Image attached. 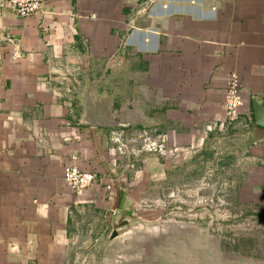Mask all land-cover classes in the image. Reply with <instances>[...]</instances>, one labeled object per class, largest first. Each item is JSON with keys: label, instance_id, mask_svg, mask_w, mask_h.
Listing matches in <instances>:
<instances>
[{"label": "crops", "instance_id": "crops-1", "mask_svg": "<svg viewBox=\"0 0 264 264\" xmlns=\"http://www.w3.org/2000/svg\"><path fill=\"white\" fill-rule=\"evenodd\" d=\"M132 55L166 96L152 100L175 103L172 117L180 106L220 129L230 73L242 80L247 110L264 98V0H46L27 19L0 0V264H73L80 247L106 250L100 238L114 222L103 193L81 205L64 182L72 156L108 178L109 135L80 126L75 72L83 58L93 74L99 59L107 71ZM249 179L264 211V166ZM89 220L101 232L94 245L78 236Z\"/></svg>", "mask_w": 264, "mask_h": 264}, {"label": "rangeland", "instance_id": "rangeland-1", "mask_svg": "<svg viewBox=\"0 0 264 264\" xmlns=\"http://www.w3.org/2000/svg\"><path fill=\"white\" fill-rule=\"evenodd\" d=\"M81 61L73 95L79 120L90 115V87L92 105L105 120L153 126L102 128L109 135L103 182L114 185L123 211L111 216L114 228L100 241L109 240L106 250L80 247L84 254L73 264H264V211L249 179L252 166H264V141L251 114L209 131L211 125L183 116L180 106L172 117L174 102L153 101L162 93L152 89L148 72L135 68L133 55L112 59L107 71L99 59L94 75L86 58ZM116 137L127 146L118 164L109 158ZM89 222L80 223L78 236L94 245L101 232Z\"/></svg>", "mask_w": 264, "mask_h": 264}, {"label": "built area", "instance_id": "built-area-1", "mask_svg": "<svg viewBox=\"0 0 264 264\" xmlns=\"http://www.w3.org/2000/svg\"><path fill=\"white\" fill-rule=\"evenodd\" d=\"M46 0H5L7 4L18 16L23 19L33 17L41 13L44 9ZM11 44L14 41L10 40ZM14 60L21 58L20 55H14ZM224 96V119L220 122V129L225 128L226 124L235 122L240 116L250 114L247 110V102L244 97L243 83L238 73H230L225 81L223 88ZM213 126L209 128V131ZM115 147L110 150V160L114 164L122 163L125 159L127 146L120 137H116L114 141ZM157 150V148H155ZM78 157L72 156L71 161L65 166L64 182L67 188L76 197L77 203L87 204L93 203L94 193H103L104 200L109 204V213L111 216L116 217L119 214L117 209L118 196L115 191L114 185L108 181L106 187L99 185V179L95 172L84 171L77 164Z\"/></svg>", "mask_w": 264, "mask_h": 264}, {"label": "water", "instance_id": "water-1", "mask_svg": "<svg viewBox=\"0 0 264 264\" xmlns=\"http://www.w3.org/2000/svg\"><path fill=\"white\" fill-rule=\"evenodd\" d=\"M91 93L92 91H91V88L89 87L87 94H86V102H87L88 107H90L91 112H90V115H88L84 119H81L80 126L90 128V129L117 128L120 130H127V129H132V128L134 129L136 127H142L143 129H147L153 126L150 123H142V124H136L133 122L115 123V122L105 120L104 117H102V115L100 116V114L96 112L95 107H93ZM252 109H253L254 120H255L256 125L261 128H264V98H262L260 101L253 100ZM106 233L107 232H105L101 236L100 240L105 238Z\"/></svg>", "mask_w": 264, "mask_h": 264}, {"label": "trees", "instance_id": "trees-1", "mask_svg": "<svg viewBox=\"0 0 264 264\" xmlns=\"http://www.w3.org/2000/svg\"><path fill=\"white\" fill-rule=\"evenodd\" d=\"M250 114H251V117H252V122L254 123L255 120H254L253 112H250ZM240 117H241V116H240ZM240 117H239V118H240ZM235 122H236V121H235ZM113 236H115V233L113 234Z\"/></svg>", "mask_w": 264, "mask_h": 264}]
</instances>
